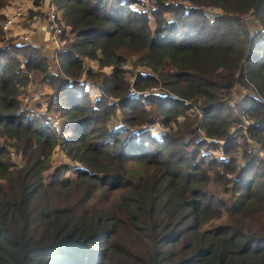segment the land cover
I'll return each instance as SVG.
<instances>
[{"label":"trees","instance_id":"trees-1","mask_svg":"<svg viewBox=\"0 0 264 264\" xmlns=\"http://www.w3.org/2000/svg\"><path fill=\"white\" fill-rule=\"evenodd\" d=\"M52 3L56 74L38 47L0 49V264H264V36L246 21L264 29V0ZM36 83L46 115L21 103Z\"/></svg>","mask_w":264,"mask_h":264},{"label":"rangeland","instance_id":"rangeland-1","mask_svg":"<svg viewBox=\"0 0 264 264\" xmlns=\"http://www.w3.org/2000/svg\"><path fill=\"white\" fill-rule=\"evenodd\" d=\"M26 1H29V0H26ZM30 2H31V0H30ZM32 3H33V1H32ZM44 4H45V2L41 5V7H38V8H35V6H31V9L28 8V6L25 4L26 7L28 8L27 13H26L27 16H28V18L29 19H33V18L42 19V18L46 17V13H42V12H45L46 11V9H43L44 6H45ZM32 5H34V4H32ZM186 5L189 6L188 4H186ZM135 9L145 10V11L149 12V15H152L151 13L157 9L156 0H148L147 2H145V3L141 4V5H138V6L136 5L135 6ZM207 12H208V15H210V16L217 15V13H219L218 11H215V10H213V11L207 10ZM167 19L172 20V16H168ZM3 20H1L0 22H2ZM155 22H156L155 17L151 16V21H150L151 29H154L155 28ZM247 25L250 28L251 34L256 33V31H258L259 29L262 28L258 24V21H255L254 16H251V18L249 20H247ZM66 37H69V35L66 34L65 40H66ZM12 40L13 39L3 38V35L1 33V31H0V49L3 46L4 47H8L7 45H10L11 46L12 43H13ZM7 43H9V44H7ZM16 45H19V44H16ZM51 64L54 65V62L52 61ZM86 66H87V69H89V70H93L95 72L98 71V66H97L96 63H89V64H86ZM30 77H31V79L32 78L34 79L33 76H30ZM36 78H37V76L35 77V79ZM82 80L87 81V83L89 84V86H91L90 89L93 90V91H95V88H98V86L100 84V82H98L97 80H91V79H88V78H83ZM31 88H37V89H40V90H37V91H31L30 90L27 93L25 92L24 96L21 99L22 105L24 107H26V108H29L31 111L35 112L38 115H46L43 112L44 111L47 112V109H46L47 108V104H48V102L51 101L52 97L54 96V91H52V89L48 85H41L40 83L32 84L31 85ZM244 94H247V92H243L241 89H239V92H237V94H236V98L237 99H240ZM90 97H91V99L93 101L96 100V96H95V93L94 92H91L90 93ZM101 97H102V92L99 90V97L98 98H101ZM37 108H42V109H40V112H38L37 111ZM193 115L194 114H192V116ZM48 117H49V115H48ZM182 120L183 119H181V121ZM119 122L120 121L116 119V122L113 123V127H118L121 124ZM248 123H250V122H248ZM154 127H155V131H153L154 132L153 133L154 135L155 134L156 135L157 134L160 135V134L164 133V131H165L164 128L160 125V122L154 124ZM160 129H161V131H159ZM248 142H249V145L251 147V150H253L254 152H256L261 158L264 159V152L262 150V147L259 144H257L256 142H252L251 140H248ZM204 151L205 150L203 149L202 152H204ZM206 155H209V156H211V155L212 156L213 155L216 156L217 155L219 157L224 156V154H222L221 152L215 153L214 150H211V149L208 150V151H206ZM54 156H58V157L61 158L60 160H62L63 154L60 151V149H57L56 150V153L54 154ZM236 157L238 159H241V152L240 153H237L236 154ZM60 160H59V162H60ZM14 162H16L18 165H21V161L17 157L14 158ZM76 166L79 167L78 165H76Z\"/></svg>","mask_w":264,"mask_h":264},{"label":"built area","instance_id":"built-area-1","mask_svg":"<svg viewBox=\"0 0 264 264\" xmlns=\"http://www.w3.org/2000/svg\"><path fill=\"white\" fill-rule=\"evenodd\" d=\"M26 1V0H24ZM24 1H20L17 4H15L11 10L7 11L5 13V19L0 22V31L3 35V38L6 39H12L11 33L14 28L17 26H27L29 28H35L38 22V19L33 18L29 19L27 16V10L28 8L31 9V7H26V3ZM30 1V0H29ZM26 1V2H29ZM148 0H140L141 4L147 2ZM44 8L46 9V17L44 19L48 23V31L50 36V41L52 43L53 50L50 51V54L53 56L54 60L57 61V56L60 52H62L66 46V40L65 35L67 34L68 28L65 26L64 22L61 20V16L59 15L57 9L55 8L54 4L52 3V0H46L44 4ZM251 18V15H249L246 18V21ZM261 32V35L264 36V29H259ZM15 38V43L19 45H32L30 37L28 35H17ZM34 46V45H32ZM4 47V46H3ZM1 47V48H3ZM36 47V46H35ZM87 84V81L83 80ZM151 92L156 95H165L166 91L163 87H154ZM236 92H239V89L236 90ZM196 115L202 117V114L199 109L195 110ZM53 123L55 126L59 127L62 123L60 119L59 113L52 112ZM250 124V123H248ZM152 132L155 131V127L153 126ZM160 131V130H159ZM158 131V132H159ZM157 132V133H158ZM154 133V132H153ZM222 154H224L223 151H221Z\"/></svg>","mask_w":264,"mask_h":264},{"label":"crops","instance_id":"crops-1","mask_svg":"<svg viewBox=\"0 0 264 264\" xmlns=\"http://www.w3.org/2000/svg\"><path fill=\"white\" fill-rule=\"evenodd\" d=\"M24 2L29 7L34 6V5H32L33 4L32 1L31 2L30 1L29 2L24 1ZM36 19H38V22H37V25L35 28H32V27L29 28L27 26H17L16 28L13 29V31L11 33V38L15 39L14 37H16L17 35H28L30 37L31 44L40 48L44 52L46 57L48 58L50 72L53 74H56L58 72V68H57L56 60H54L53 56L50 54V51L53 50V47H52L53 45L50 41V36H49V31H48V23L44 18H42V19L36 18ZM52 61L54 62V65L51 64ZM86 85L88 86L90 93L91 92L95 93V96L97 99L99 97L100 84H99L98 88H95V91L90 89L91 86H89L88 83ZM30 90L31 91H37L40 89L31 88V86H29L27 92H29ZM40 109H42V108H37V111L40 112ZM43 113L46 114L47 112L44 111ZM47 115L52 117V113H48Z\"/></svg>","mask_w":264,"mask_h":264}]
</instances>
